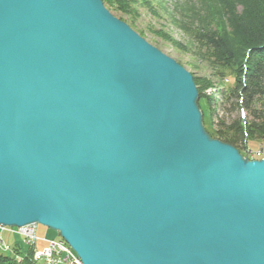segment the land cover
I'll return each instance as SVG.
<instances>
[{"label": "water", "instance_id": "obj_1", "mask_svg": "<svg viewBox=\"0 0 264 264\" xmlns=\"http://www.w3.org/2000/svg\"><path fill=\"white\" fill-rule=\"evenodd\" d=\"M102 0H0V226L82 264H264V159Z\"/></svg>", "mask_w": 264, "mask_h": 264}, {"label": "trees", "instance_id": "obj_2", "mask_svg": "<svg viewBox=\"0 0 264 264\" xmlns=\"http://www.w3.org/2000/svg\"><path fill=\"white\" fill-rule=\"evenodd\" d=\"M167 1L173 3L172 16L169 17L204 49L199 50L203 55H197L200 61L205 60L206 67L216 79L213 83L207 80L202 82L194 77L199 91L203 122L206 113L204 107L208 108L212 117L217 108L214 104L216 99L207 96L205 91L214 87L220 88V83L227 77L228 71L237 67L246 69L244 80L240 79L234 89L221 93L218 106L224 115L232 116L241 110L250 114V119L240 117L229 125L224 119H220L214 125V132L209 133L213 138L235 147L243 154L249 140H264V0H185L188 3L177 0H144L143 6L152 8L158 2L166 7ZM102 2L134 23L133 18L138 15L137 5L140 0ZM193 68H197V64ZM0 235L4 236L2 233ZM21 239L24 242L22 237ZM24 244L26 247L21 243L15 245V252L23 257L22 264H35L34 248L25 242ZM0 264H16V260L0 254Z\"/></svg>", "mask_w": 264, "mask_h": 264}, {"label": "rangeland", "instance_id": "obj_3", "mask_svg": "<svg viewBox=\"0 0 264 264\" xmlns=\"http://www.w3.org/2000/svg\"><path fill=\"white\" fill-rule=\"evenodd\" d=\"M180 2H185V0H177ZM196 0H193L195 2ZM144 0H140L138 2L137 14L134 16V23H132L130 18L125 16H121L119 13L114 12L109 9L107 5L104 4L106 9L117 19L126 23L133 31H135L139 36H141L145 41H147L150 45L160 50L163 54L175 60L178 64L184 67L189 73L196 77L197 79L205 82V80L210 82H215L216 79L211 75L210 69L206 67L205 60L200 61V55H203L200 51L204 50L202 47L195 43V40L188 35L185 31H183L180 27H178L175 23V20L172 21V1H167V6L164 7L161 3L156 2L154 7L149 8L143 6ZM193 5V4H192ZM200 50V51H199ZM199 56H198V55ZM197 64V68H193V65ZM245 66V64H244ZM246 73V69L242 67H237L235 70L228 71L227 77H225L224 81L220 84V88L208 89L205 91L207 96H212L216 99L215 106L216 112L212 117L208 111V108L204 107L205 110V119L204 125L208 133L214 132V125L220 121V119H224L226 124H231L233 120L242 117L245 120L250 119V114L246 111L243 113H234L231 115H224L221 107L218 106V103L221 101V93L227 92V90H232L236 87V83L242 79L244 80V76ZM219 108V109H218ZM245 115V116H244ZM247 117V118H246ZM249 151H252L254 160H259L257 158V153L262 152V156H264V140H249L248 146L246 149H243V156L247 157ZM252 159V157H251ZM252 161V160H251ZM5 229L3 226H0V233H3V239L5 244L11 248L16 247L18 243H21L23 247H26L21 237L16 236L9 231L3 230ZM37 236L41 240H51V239H60L59 234L48 228L37 225ZM46 246L44 241H40L38 243V248L43 249ZM0 249V254H6L2 252ZM9 255L13 256V251H9ZM34 262V261H33ZM35 264H38L34 262Z\"/></svg>", "mask_w": 264, "mask_h": 264}, {"label": "built area", "instance_id": "obj_4", "mask_svg": "<svg viewBox=\"0 0 264 264\" xmlns=\"http://www.w3.org/2000/svg\"><path fill=\"white\" fill-rule=\"evenodd\" d=\"M252 151H249L247 154V158L249 160H253L254 156ZM252 157V159H251ZM262 157V152L257 153V158L260 159ZM5 231H9L14 235H19L23 238L26 245L34 248L33 252V261L38 264H82L80 258L76 255V253L72 250L70 246H68L63 240H41L37 236V224L27 225L22 228H5ZM4 233V232H3ZM2 233V234H3ZM40 241H44L46 246L43 249L38 248V243ZM0 249L3 250L4 253H8L9 251H13L14 248L9 247L5 244L3 237L0 235ZM16 260V264H22L23 257L19 256Z\"/></svg>", "mask_w": 264, "mask_h": 264}, {"label": "bare ground", "instance_id": "obj_5", "mask_svg": "<svg viewBox=\"0 0 264 264\" xmlns=\"http://www.w3.org/2000/svg\"><path fill=\"white\" fill-rule=\"evenodd\" d=\"M205 126V125H204ZM242 154V153H241ZM264 158L263 157H261L259 160H263ZM4 228H6V227H4ZM3 252V251H2ZM4 253V252H3ZM4 255H6L7 257H10V258H14L15 260H17L18 258H20L19 257V254H17L16 252H15V250H13V256H11V255H9V252L8 253H6V254H4ZM21 259V258H20ZM23 263V262H22Z\"/></svg>", "mask_w": 264, "mask_h": 264}]
</instances>
